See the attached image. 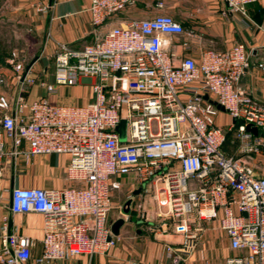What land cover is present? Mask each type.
I'll use <instances>...</instances> for the list:
<instances>
[{
    "label": "built area",
    "instance_id": "obj_1",
    "mask_svg": "<svg viewBox=\"0 0 264 264\" xmlns=\"http://www.w3.org/2000/svg\"><path fill=\"white\" fill-rule=\"evenodd\" d=\"M88 1L93 27L134 3ZM258 1L224 0L230 13L242 16ZM34 7L46 13L52 4L37 2ZM182 34L180 23L160 13L113 26L79 50L60 45L54 55L55 85L94 79L92 101L85 105L40 99L21 104L20 114L12 115L7 113L9 101L0 96V172L21 155H65L69 179L81 183L59 190L11 189L12 214L43 218L42 253L34 264L109 252L118 238L108 223L111 197L121 187L112 178L129 175L151 197L159 222L149 225L150 230H171L181 238L169 250L172 264L193 253L205 223H216L235 252L224 264H264V176L222 149L226 133L235 130L244 154L264 156V106L238 87L251 66V53L237 43L227 51H205L199 63L185 57L173 64L161 36ZM182 47L189 48L186 43ZM8 64L19 93L34 83L32 66L26 70L17 51ZM257 67L264 72V62ZM46 89L55 92L53 86ZM205 95L231 118L226 129L216 126L219 110ZM122 120L127 123L123 142L118 131ZM138 213L148 218L141 204ZM32 244L28 237L9 233L4 222L0 264H27Z\"/></svg>",
    "mask_w": 264,
    "mask_h": 264
},
{
    "label": "crops",
    "instance_id": "obj_2",
    "mask_svg": "<svg viewBox=\"0 0 264 264\" xmlns=\"http://www.w3.org/2000/svg\"><path fill=\"white\" fill-rule=\"evenodd\" d=\"M5 2L7 5L0 6V13L16 23L26 37L31 36L36 43L33 47L26 43V50L33 57L30 62L36 58L30 71L35 81L25 86L21 93L8 59H0V79L3 80L0 96H5L9 101L8 114H20L21 104L40 99H46L53 105L78 106L92 101L90 85L94 79L80 77L78 83L70 87L55 85L54 55L58 47L69 45L79 50L103 38L113 26L131 20L150 19L160 13L170 15L185 29L182 35L161 36L168 43L167 51L172 54L173 64H178L185 57L199 63L207 50L223 52L237 43L242 44L251 53V66L241 77L238 87L264 106V72L257 67L258 63L264 62V0L247 6L246 16L230 13L224 0H134L132 5L97 27L91 24L88 0ZM37 2L52 4V8L46 13H39L34 7ZM159 4L162 7L159 8ZM183 43L187 44L188 50L183 49ZM47 86H53L55 92L48 93ZM19 96L22 99L20 102ZM21 114H26V110H22ZM231 123L228 114L219 110L216 126L226 129ZM21 149L27 151L25 144ZM222 149L227 156L240 158L255 169L259 164L264 165V156L247 155L240 150L235 130L226 133ZM68 162L65 155H21L7 163L0 172V229L6 222L9 233L32 240L27 264H34L42 253L43 218L35 213L12 214L9 210L10 191L12 188L59 190L81 186L80 182L69 179ZM258 173L264 176V171ZM112 181L121 184L119 190L112 192L114 196L126 186L134 185L132 191L140 188L132 175L113 177ZM203 228L205 237L202 246L199 248L197 244L193 253L188 257L183 256L179 264H224L227 257L235 254L228 248V241L216 223H205ZM117 237L115 246L106 254L69 258L53 264H172L168 257L169 250L176 248L181 241L171 230L161 233L142 228H131L126 237L120 236L119 229Z\"/></svg>",
    "mask_w": 264,
    "mask_h": 264
},
{
    "label": "rangeland",
    "instance_id": "obj_3",
    "mask_svg": "<svg viewBox=\"0 0 264 264\" xmlns=\"http://www.w3.org/2000/svg\"><path fill=\"white\" fill-rule=\"evenodd\" d=\"M5 0H0V6H5ZM1 14V13H0ZM17 26L16 23L12 22L5 15H0V59L4 61L10 57L11 52L17 51L20 58H24L25 68L28 66L30 60L33 58L31 54H29L26 50L27 44L33 47L35 43L34 39L30 37H26V34ZM27 41V42H26ZM36 45V43H35ZM34 45V47H35ZM121 122H125V130L124 135L126 133V121L122 120ZM120 137V134H119ZM258 169L256 171H264V165L259 164ZM133 186H126L122 189V191L115 195H112L111 201H113L112 209L108 214V222L114 223L118 219H123L124 224L120 228V236L126 237L129 235V231L131 228H142L144 230L150 231L151 224H158V219L155 217L154 207L152 206L151 197L145 193H140L138 196H133L132 189ZM131 200L130 211L129 214L124 213V204ZM141 204L143 210L148 213V218L145 220L141 218L138 213V206ZM137 222H141L140 225H137ZM203 236V238H201ZM201 237L199 239L198 247L200 248L203 244L204 240V231L201 233ZM202 240V241H200Z\"/></svg>",
    "mask_w": 264,
    "mask_h": 264
},
{
    "label": "water",
    "instance_id": "obj_4",
    "mask_svg": "<svg viewBox=\"0 0 264 264\" xmlns=\"http://www.w3.org/2000/svg\"><path fill=\"white\" fill-rule=\"evenodd\" d=\"M36 61V58L34 60H32L28 66L26 67V70H28ZM203 99L208 101L209 103L213 104L218 110L220 111H224V109L219 106L217 103L213 102L212 100L209 99V97L207 95L203 96ZM124 130H125V122H120V125L118 126V131L120 134L119 140L121 142H123L125 140V135H124ZM247 130L252 131L254 134H258V130L256 128H250L247 127ZM141 188H138L137 190H135L133 192V196H136L140 193ZM130 205H131V200H128L125 204H124V213L125 214H129L130 211ZM141 222H137V224H140ZM124 224V220L123 219H118L116 220L114 223L111 224V232L114 236H118L119 235V229L123 226Z\"/></svg>",
    "mask_w": 264,
    "mask_h": 264
},
{
    "label": "trees",
    "instance_id": "obj_5",
    "mask_svg": "<svg viewBox=\"0 0 264 264\" xmlns=\"http://www.w3.org/2000/svg\"><path fill=\"white\" fill-rule=\"evenodd\" d=\"M1 58V57H0Z\"/></svg>",
    "mask_w": 264,
    "mask_h": 264
}]
</instances>
